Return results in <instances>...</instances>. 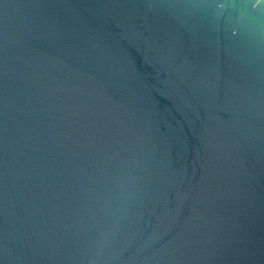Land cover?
<instances>
[{
  "label": "water",
  "instance_id": "obj_1",
  "mask_svg": "<svg viewBox=\"0 0 264 264\" xmlns=\"http://www.w3.org/2000/svg\"><path fill=\"white\" fill-rule=\"evenodd\" d=\"M0 264H264V0H0Z\"/></svg>",
  "mask_w": 264,
  "mask_h": 264
}]
</instances>
